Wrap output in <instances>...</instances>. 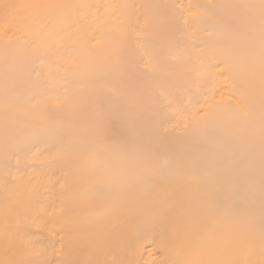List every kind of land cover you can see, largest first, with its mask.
Returning a JSON list of instances; mask_svg holds the SVG:
<instances>
[{"label":"bare ground","instance_id":"6f19581e","mask_svg":"<svg viewBox=\"0 0 264 264\" xmlns=\"http://www.w3.org/2000/svg\"><path fill=\"white\" fill-rule=\"evenodd\" d=\"M261 0H0V264H264Z\"/></svg>","mask_w":264,"mask_h":264},{"label":"snow or ice","instance_id":"6c2138e0","mask_svg":"<svg viewBox=\"0 0 264 264\" xmlns=\"http://www.w3.org/2000/svg\"><path fill=\"white\" fill-rule=\"evenodd\" d=\"M261 8H262V12H264V0H261ZM261 56H262V63H264V26H262V33H261Z\"/></svg>","mask_w":264,"mask_h":264}]
</instances>
